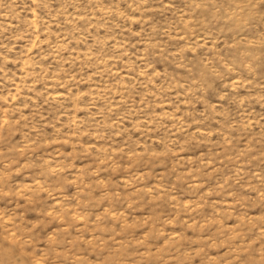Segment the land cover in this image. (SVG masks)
<instances>
[{
    "label": "rangeland",
    "instance_id": "obj_1",
    "mask_svg": "<svg viewBox=\"0 0 264 264\" xmlns=\"http://www.w3.org/2000/svg\"><path fill=\"white\" fill-rule=\"evenodd\" d=\"M0 264H264V0H0Z\"/></svg>",
    "mask_w": 264,
    "mask_h": 264
}]
</instances>
